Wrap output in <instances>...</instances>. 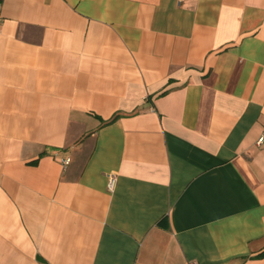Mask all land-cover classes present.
Returning <instances> with one entry per match:
<instances>
[{
    "label": "crops",
    "instance_id": "1",
    "mask_svg": "<svg viewBox=\"0 0 264 264\" xmlns=\"http://www.w3.org/2000/svg\"><path fill=\"white\" fill-rule=\"evenodd\" d=\"M262 131L264 0H0V264H264Z\"/></svg>",
    "mask_w": 264,
    "mask_h": 264
},
{
    "label": "built area",
    "instance_id": "2",
    "mask_svg": "<svg viewBox=\"0 0 264 264\" xmlns=\"http://www.w3.org/2000/svg\"><path fill=\"white\" fill-rule=\"evenodd\" d=\"M257 141L259 143L264 142V131H262V133L258 137V140ZM113 185H114V176L113 175H110L109 176V181H108V187L112 189L113 188Z\"/></svg>",
    "mask_w": 264,
    "mask_h": 264
},
{
    "label": "trees",
    "instance_id": "3",
    "mask_svg": "<svg viewBox=\"0 0 264 264\" xmlns=\"http://www.w3.org/2000/svg\"><path fill=\"white\" fill-rule=\"evenodd\" d=\"M116 118V116H114L113 118L110 119V121L114 120ZM259 255H264V252L260 253Z\"/></svg>",
    "mask_w": 264,
    "mask_h": 264
}]
</instances>
